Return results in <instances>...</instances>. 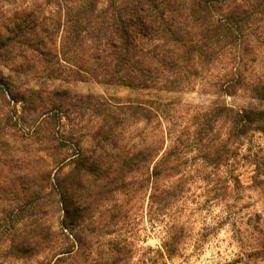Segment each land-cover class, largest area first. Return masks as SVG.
I'll use <instances>...</instances> for the list:
<instances>
[{
	"label": "trees",
	"instance_id": "trees-1",
	"mask_svg": "<svg viewBox=\"0 0 264 264\" xmlns=\"http://www.w3.org/2000/svg\"><path fill=\"white\" fill-rule=\"evenodd\" d=\"M49 2L58 6L50 14L0 5V64L264 100V0ZM250 132L264 133V109L122 102L0 76V264H121L133 248L117 225L125 207L147 195L150 217L161 216L190 153L217 165ZM255 163L264 174V155ZM260 243L251 264H264V227Z\"/></svg>",
	"mask_w": 264,
	"mask_h": 264
},
{
	"label": "rangeland",
	"instance_id": "rangeland-1",
	"mask_svg": "<svg viewBox=\"0 0 264 264\" xmlns=\"http://www.w3.org/2000/svg\"><path fill=\"white\" fill-rule=\"evenodd\" d=\"M49 1L0 0V5L3 10L34 6L50 14L58 6ZM0 76L30 88L68 90L122 102L160 99L190 105L226 104L238 109H264V100L243 91L236 95L213 93L204 91L201 84L195 90L134 88L95 80L34 76L3 64H0ZM184 120H180L181 124ZM195 154L190 153L184 173L176 176L177 195L161 216L150 217L147 195L135 205L125 207L129 216H123L117 225L121 235L130 237L133 248L121 264H251L255 261L248 256L261 247L260 231L264 227V174H259L255 163L264 155V133H248L229 159L214 166ZM180 225L182 236L171 250L168 240L179 234L174 233ZM44 255L40 251L36 257Z\"/></svg>",
	"mask_w": 264,
	"mask_h": 264
}]
</instances>
